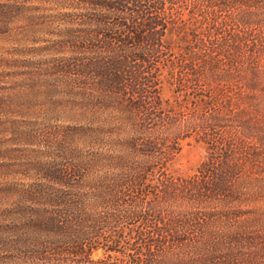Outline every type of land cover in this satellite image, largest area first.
I'll use <instances>...</instances> for the list:
<instances>
[{
  "label": "trees",
  "instance_id": "16d2710c",
  "mask_svg": "<svg viewBox=\"0 0 264 264\" xmlns=\"http://www.w3.org/2000/svg\"><path fill=\"white\" fill-rule=\"evenodd\" d=\"M101 2L103 30L118 36V49L126 54L140 45L141 56L157 59L150 68L168 63L164 67L175 92L187 88L193 109L167 111L157 88L141 99L125 93L129 109L116 115L109 130L124 141L119 157L110 156L118 160L121 175L101 179L105 209L94 210L86 198L67 192L61 179V188L51 187L48 176L39 192L42 201L34 202L39 213L30 215L27 226V233L40 236L32 246L44 252L46 263L63 248L74 254L88 243L91 249L102 245L117 252L124 237L103 232L110 225L103 219L126 226L140 221L144 228L139 226L138 236L156 246V264H171L169 258L159 261L155 238L162 234L155 223L168 221L172 226L163 231L178 240L169 242L180 247L188 240L201 242L206 264H264V0ZM169 25L170 39H189L188 46L165 45ZM136 128L140 140L129 141ZM162 131L174 135L170 143ZM194 134L207 146L206 159L194 176L172 178L164 161ZM101 155H93V165H100ZM49 163L41 161L46 172L55 168ZM33 196H28L31 203ZM92 216L99 221H90ZM102 233V239L95 238ZM137 263L144 264L142 259Z\"/></svg>",
  "mask_w": 264,
  "mask_h": 264
},
{
  "label": "rangeland",
  "instance_id": "374dc122",
  "mask_svg": "<svg viewBox=\"0 0 264 264\" xmlns=\"http://www.w3.org/2000/svg\"><path fill=\"white\" fill-rule=\"evenodd\" d=\"M90 1L0 0V264H138L137 259L156 264V246L138 236L139 226L144 228L140 221L126 226L103 219L110 223L103 232L112 238L124 237L117 252L102 245L91 249L88 243L74 254L69 247L63 248L47 263L44 252L32 246L40 236L26 232L30 215L39 213L35 201H42L39 192L45 189L48 176L54 182L51 187L86 198L94 210L105 209L101 179L121 175L118 160L110 156L120 155L124 146L119 132L113 135L109 130L116 125V115L129 109L124 103L127 95L141 99L157 88L167 111L193 109L187 88L175 92L170 71L164 67L168 63L150 68L157 59L148 53L141 56L140 45L124 54L118 49V36L103 30L101 0ZM167 30L165 45L188 46L189 39L171 40L170 25ZM162 134L174 137L167 131ZM138 138L137 128L131 130L129 141ZM180 143V151L164 164L172 178L187 179L206 159L207 146L195 134ZM100 153L101 167L93 165V155ZM41 161L55 168L46 172ZM60 179L66 186L57 184ZM28 196H33L32 203ZM99 219L92 216L90 221ZM155 224L162 232L155 237L161 246L159 261L206 264L201 242L188 240L180 247L176 241L169 242L176 236L163 231L172 226L170 222Z\"/></svg>",
  "mask_w": 264,
  "mask_h": 264
}]
</instances>
